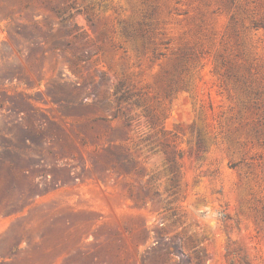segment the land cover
I'll use <instances>...</instances> for the list:
<instances>
[{
    "label": "rangeland",
    "instance_id": "1",
    "mask_svg": "<svg viewBox=\"0 0 264 264\" xmlns=\"http://www.w3.org/2000/svg\"><path fill=\"white\" fill-rule=\"evenodd\" d=\"M0 264H264V0H0Z\"/></svg>",
    "mask_w": 264,
    "mask_h": 264
},
{
    "label": "trees",
    "instance_id": "2",
    "mask_svg": "<svg viewBox=\"0 0 264 264\" xmlns=\"http://www.w3.org/2000/svg\"><path fill=\"white\" fill-rule=\"evenodd\" d=\"M155 195H157V194H155ZM169 210H170V208L165 209V211H169ZM165 246H166V244H165ZM194 253H195L196 257H197L199 260H201V254H199V252L196 251V250H194ZM187 258H188V257H187Z\"/></svg>",
    "mask_w": 264,
    "mask_h": 264
}]
</instances>
